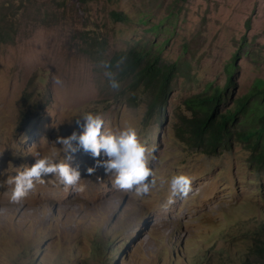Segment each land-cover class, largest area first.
I'll list each match as a JSON object with an SVG mask.
<instances>
[{"label":"rangeland","instance_id":"rangeland-1","mask_svg":"<svg viewBox=\"0 0 264 264\" xmlns=\"http://www.w3.org/2000/svg\"><path fill=\"white\" fill-rule=\"evenodd\" d=\"M57 3L64 17L54 23ZM113 10L127 21L113 20ZM1 14L9 35L0 38V181L34 164L33 153L62 158L57 137L82 132L81 115L93 112L105 127L132 126L156 146L150 167L157 183L138 199L112 186L103 152L98 163L80 149L70 161L81 171L75 186L49 175L16 204L9 202L13 186L5 184L0 264H219L246 252L264 225V167L238 137L207 155L182 142L175 126L188 113L185 98L210 82L224 84V65L236 51L223 110L264 80V0H0ZM82 30L94 34L96 45L82 44ZM158 45L165 62L177 61L166 107L150 105L153 89L130 84L120 66L111 68L120 90L109 87L102 61L115 51ZM180 172L193 178L192 191L165 209L171 177Z\"/></svg>","mask_w":264,"mask_h":264},{"label":"trees","instance_id":"trees-1","mask_svg":"<svg viewBox=\"0 0 264 264\" xmlns=\"http://www.w3.org/2000/svg\"><path fill=\"white\" fill-rule=\"evenodd\" d=\"M25 4V2L19 3V8L23 9ZM59 7L57 3L56 12L52 14L55 17L54 23H58L64 17V12L60 11ZM110 15L113 20L127 21L128 19L122 11L113 10ZM172 16L175 15L171 10L167 13V17L172 18ZM4 19V14H1L0 22L3 23ZM5 21L10 28L12 15L7 16ZM158 26L159 23L152 25V27ZM89 33L86 34L82 30L78 32V37L82 44L94 46L97 38L92 36L93 33ZM8 35L6 27L2 25L0 38L8 39ZM103 42L105 40L101 39V43ZM82 49L86 51L87 47ZM162 49L159 45L154 48L152 46L130 47L115 51L108 59L112 62V68L120 66L122 76H128L133 86L142 85L146 90L152 88L154 93L150 105L157 108L166 107L177 71V61L165 62L161 56ZM238 52L236 51L224 65L226 80L222 86H213L210 82L208 90L183 100L188 113L178 115L175 126L176 135L187 146L207 155H217L222 150L228 149L232 139L238 137L251 151V158L264 167V80L255 81L254 86L247 93L233 100V106L223 110L225 92L234 85L235 60L239 55ZM121 58L124 59L123 63H120ZM31 101L35 107L34 100L31 99ZM39 109L40 107H36L35 111ZM27 112L28 110L23 111L26 114ZM237 124L241 126L240 130L235 129ZM189 264H196V262L191 261ZM219 264H264V225L253 233L252 241L244 254L233 256L228 263Z\"/></svg>","mask_w":264,"mask_h":264},{"label":"clouds","instance_id":"clouds-1","mask_svg":"<svg viewBox=\"0 0 264 264\" xmlns=\"http://www.w3.org/2000/svg\"><path fill=\"white\" fill-rule=\"evenodd\" d=\"M124 59L121 58L120 63ZM100 67L104 69V76L107 78L109 87L119 91L121 84L118 80V73L111 71L112 62L102 61ZM55 79V83H60ZM84 123L83 131H73L68 136H58L55 144L62 145L60 154L52 152L50 155L33 153L36 157L35 163L29 166L14 168L16 175H9L7 180L0 181V187L5 184L11 185L12 191L9 197L10 203H21L28 194L34 190L37 184H44L46 177H55L59 184L65 187L75 186L81 179V171L78 166L74 167L70 161L74 154L80 149L89 153L97 159L103 152L108 159L103 162L106 172L113 175L112 186L118 190L135 193L136 198L141 199L149 194L156 186V174L150 167L156 146H149L147 141L141 139L138 130L132 126H124L119 129L105 127L104 118L100 114L88 112L81 115ZM78 116L77 124H80ZM75 142V143H74ZM88 175L95 173V167L87 168ZM193 178L184 172L175 174L170 180V196L164 206L175 202L176 197H187L192 191Z\"/></svg>","mask_w":264,"mask_h":264}]
</instances>
